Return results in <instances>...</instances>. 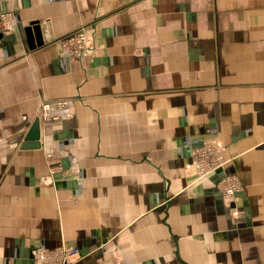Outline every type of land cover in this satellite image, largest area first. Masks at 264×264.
I'll return each mask as SVG.
<instances>
[{
	"label": "crops",
	"instance_id": "1",
	"mask_svg": "<svg viewBox=\"0 0 264 264\" xmlns=\"http://www.w3.org/2000/svg\"><path fill=\"white\" fill-rule=\"evenodd\" d=\"M2 14L0 264L62 246L74 264H264V0H0ZM79 30L88 66L61 44ZM62 99L73 116L44 120ZM36 117L41 147L21 148ZM209 140L226 164L198 178L186 164Z\"/></svg>",
	"mask_w": 264,
	"mask_h": 264
},
{
	"label": "built area",
	"instance_id": "2",
	"mask_svg": "<svg viewBox=\"0 0 264 264\" xmlns=\"http://www.w3.org/2000/svg\"><path fill=\"white\" fill-rule=\"evenodd\" d=\"M10 19L2 14L0 23L1 29H8ZM63 48L69 55L81 62L83 65L91 64L97 56V45L94 35L87 30H79L68 34L61 39ZM68 100L44 101L41 105V117L44 120L58 119L71 116ZM225 145L219 140L205 142L200 147L193 150L190 161L186 164L187 169L195 172L199 178L207 176L215 170L222 168L226 164L224 156ZM56 154L53 151L46 152V160L53 164V158ZM55 165L49 167L48 175L45 180L48 181L55 172ZM218 190L222 196L229 202L238 200L239 192L242 189L240 179L235 175H226L218 183ZM237 215V211L233 212ZM34 257L38 264H74L82 258L80 249L75 246H62L57 249L40 248L34 251ZM100 264H126L124 258L114 251L106 256Z\"/></svg>",
	"mask_w": 264,
	"mask_h": 264
},
{
	"label": "water",
	"instance_id": "3",
	"mask_svg": "<svg viewBox=\"0 0 264 264\" xmlns=\"http://www.w3.org/2000/svg\"><path fill=\"white\" fill-rule=\"evenodd\" d=\"M34 24H35L34 22L30 23V25L27 26L25 29L27 33L28 44L30 49H34L38 45L43 44V40L38 39L35 34L34 30H36V28H34ZM40 147H41V125H40V118L36 117L21 144V148L33 149Z\"/></svg>",
	"mask_w": 264,
	"mask_h": 264
},
{
	"label": "rangeland",
	"instance_id": "4",
	"mask_svg": "<svg viewBox=\"0 0 264 264\" xmlns=\"http://www.w3.org/2000/svg\"><path fill=\"white\" fill-rule=\"evenodd\" d=\"M87 66H88V65H87ZM69 108H70L71 110H69L68 112H70L71 116L69 115V117H68V116H66L67 113H65V115L63 116L65 119H69V118H71V117L73 116L72 104H71L70 102H69ZM210 141H212V140H209V141H206V142H210ZM219 141H220V140H219ZM220 142H221V141H220ZM203 143H205V142H203ZM203 143H202L201 145H203ZM201 145H200V146H201ZM200 146H199V147H200ZM196 148H198V147H196ZM196 148H194V149H196ZM194 149H193V150H194ZM193 150H192V152H193ZM191 154H192V153H191ZM190 158H191V156H190ZM189 161H190V159H189ZM189 161H188V162H189ZM188 162H187V163H188ZM186 168H187V167H186ZM219 169H220V168H219ZM188 170H189V169H188ZM217 170H218V169H217ZM189 171H190V170H189ZM215 171H216V170H215ZM215 171H214V172H215ZM190 172H192V171H190ZM192 173H193L194 175H196V176L199 178V176H198L195 172H192ZM212 173H213V172H212ZM210 174H211V173H210ZM208 175H209V174H208ZM208 175H207V176H208ZM204 177H206V176H204ZM202 178H203V177H202ZM220 180H221V179H220ZM220 180H219V182H220ZM240 181H241V180H240ZM219 182H218V183H219ZM241 185H242V181H241ZM217 186H218V185H217ZM242 187H243V185H242ZM241 190H242V189H241ZM240 192H241V191H240ZM240 192H239V193H240Z\"/></svg>",
	"mask_w": 264,
	"mask_h": 264
}]
</instances>
